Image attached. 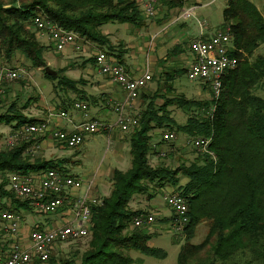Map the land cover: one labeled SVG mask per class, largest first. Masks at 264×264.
Segmentation results:
<instances>
[{
	"label": "trees",
	"instance_id": "trees-1",
	"mask_svg": "<svg viewBox=\"0 0 264 264\" xmlns=\"http://www.w3.org/2000/svg\"><path fill=\"white\" fill-rule=\"evenodd\" d=\"M26 1L0 0V52L7 61L20 53L36 69L46 66L45 47L31 29L37 16L92 43L108 45L109 54L122 65L123 48L113 53L116 49L99 29L109 23L141 22L138 0ZM222 15L223 24L231 29L233 55L239 62L222 77L219 96L211 101L163 96L159 105L156 97L149 100L136 116L137 126L129 131L130 168L112 171L109 195L102 198L101 205L91 207L87 248L81 253L75 251L70 258H56L51 252L45 262L34 259L30 264H130L132 259L124 253L131 249L146 256H164L161 249L148 245L150 233L129 230L134 217L144 214L131 210L129 203L135 195H148L150 188L165 186L183 196L188 207L186 240L179 248L176 264H264V96L256 93L264 88V56L247 59L264 43V17L249 0H228ZM43 73L45 78L81 95L77 87L84 85L83 80H71L63 70L58 71L60 77ZM85 99L91 101V97ZM174 105L198 113L178 125L168 109ZM24 108L16 103L5 111L0 108V126L5 124L16 131L40 122L24 115ZM162 128L209 139L212 155L196 149V157L175 167L150 165L153 149L158 146L152 142L151 132ZM39 137L33 135L0 150L1 214L33 211L27 201L6 189L11 174L64 169L65 159L32 156L30 147L38 143ZM181 177L186 179L184 184L179 183ZM4 199L9 201L6 206L1 203ZM204 219L210 222L207 235L199 244L190 243L193 229Z\"/></svg>",
	"mask_w": 264,
	"mask_h": 264
},
{
	"label": "rangeland",
	"instance_id": "rangeland-1",
	"mask_svg": "<svg viewBox=\"0 0 264 264\" xmlns=\"http://www.w3.org/2000/svg\"><path fill=\"white\" fill-rule=\"evenodd\" d=\"M1 1L5 3L6 0H1ZM28 1L31 0H27L26 2ZM146 1L147 0H144V2L142 3L141 13L143 12V14L147 17L154 16L156 10L155 9L156 0H154L153 8H152L153 13L151 15L148 14L147 11L145 10L144 5ZM195 1L196 0H188V2L191 4L188 5V7L193 6L194 5L193 2ZM249 1L256 6L257 10L264 17V0H249ZM196 2L199 3L198 6H202L196 11V16L195 13H193L195 7L183 11V13H181L180 15L181 18L183 19L190 18L189 20H186V23L191 27L192 35H194L193 32L198 30V26H200V29L204 27V31L206 34L213 35L216 32H223L225 30L224 28L226 27L229 28L231 33V29L229 25L223 24V15H222V11L226 7L228 0H199ZM186 11H190V16L188 17L185 16ZM192 16L193 18H191ZM115 24L117 26L120 25L117 23ZM112 25L114 24L111 23L105 24L99 30L100 32H102L105 29H111L110 36L113 37L115 43L112 46L117 50V51L114 50L113 53H117L118 49L121 48H123L124 51L125 50L124 48L127 46L125 44V40L127 37L130 38L131 36V34H128V29L130 28L126 29L124 27H120L116 29ZM31 29L32 31L35 32V37L39 41V43L45 47V50L43 52V58L45 60L46 66L44 67V69L43 68L36 69L32 67L30 62L20 53H16L9 61H7L3 59L0 52V66L22 69V71L24 72L18 80H15L11 83H3L2 85H0L1 110L5 111L11 103H16L19 108L25 105L26 108L22 110V113L29 118L40 117L41 115L47 117V115L50 112L57 114L58 112L60 113V111L62 110L69 111L73 108V105L75 103H80V102L82 103L85 102L84 104L88 105L87 110H91V107L93 106L91 101L82 99L79 93L75 92L74 90L68 87H64L62 85L59 86L56 80H50L48 78H45L44 76L43 70L45 71V68L55 71L58 75L57 77H60L61 75L58 74V71L60 69L54 63H50L49 61L48 62L50 64L47 63L46 60H50V58L48 55L45 56L44 54L47 51L48 46H46L45 41L44 42L41 41V37L42 36L47 37L48 41H50L49 45H51V47L50 46L49 47L54 49V51L56 50L55 51L56 53L58 51L59 52L63 51L66 46H64L61 50H58L56 49L53 41H51L47 35L39 33L32 26ZM110 40L112 41V39ZM93 44H95L97 49L100 50L99 52L101 51H103V53L110 52L108 49V45L103 46L97 43H93ZM119 44H121V46H118ZM231 45L234 48L232 43V36H231ZM76 49H79L78 46H76ZM188 49H189V45H188ZM132 54L138 58V63L141 71L145 69H150L152 72H156L155 73L156 77H151L149 74H147L150 76V80L147 81L146 84L150 83L149 86L152 89L148 90L149 92L145 94L141 104L142 109L145 108L148 101L152 100V98L154 99V97H156L155 102L158 105L162 103L161 98H164L163 96H166L168 98L183 97L185 99L193 100V101H211L215 99L209 85L199 81H191L187 78L186 71L190 65L188 66V68H185L186 70L185 69L180 70V72L175 76L176 79L175 82L173 83L171 78L167 79L165 77V74L168 75L172 74L171 71H168V73H161L160 76L157 77L158 76L157 67L156 66H154L155 68L152 67V64L149 62L148 58H145L144 55L141 56L138 53L132 52ZM231 54H233V52H231ZM172 56L173 55H170L168 52L166 58L171 59ZM256 56H264V43L261 44L256 50H254L252 56L248 57L247 59L252 61ZM85 58L86 57L83 56V59ZM76 59L77 58H74V60ZM236 59L238 60L237 57ZM86 60L87 59L79 62L72 61L67 66L66 69L67 70L72 69L73 71L66 72V74H68L70 78L73 76L76 79L75 81L79 80L80 76H77L79 75L77 73L80 72V69L86 63L85 62ZM122 61H123V66L125 67L124 65L125 58L122 59ZM94 64H95V59H94ZM99 74L103 75L101 73ZM103 76L107 77L105 75ZM221 85H222V79H221ZM173 86L175 87L172 90L173 92L169 93L168 92L169 88ZM84 87L86 86L79 85L77 89L83 90ZM166 90L168 93L163 94L164 91ZM256 93L258 95L264 96V88L258 89ZM137 98L138 101H141L142 97L140 93L138 94ZM124 102L125 101L123 100L122 103H120L119 105L124 104ZM130 104L124 105V109L127 106H130ZM168 109L171 112L172 118L178 125H184L186 123L187 118L191 114L198 113V111H195L193 108L185 111L184 109L179 108V106L176 105L171 106ZM140 111L141 110H138L137 114H139ZM130 114L136 115V113L133 114L132 112ZM202 114H205V112ZM6 126L7 125L5 124L1 125L0 130L2 131L3 129L6 128ZM5 131H7L6 132L7 135L5 134V132L2 133L0 132V136H1L0 150H5L9 147L7 145V140L14 133V131L12 130H5ZM129 131L123 132L115 128L112 132H110V134L107 133L108 131L107 132L100 131L99 133L93 135L88 134L85 135L82 144H80L75 148H64V146H62L63 147L62 148L61 144H59L53 139L55 144V149H53L52 152L46 153L45 156L46 158H49V160H55V161L60 160L62 158L66 159L65 161L67 162L66 164H64L66 171L65 170L64 171L67 172L69 175L73 176L74 178H79L81 180H87L88 178L93 177L95 178L94 182L96 183L98 180H100V176L98 177V174L101 171L103 175L101 177L105 181L106 185L103 187L101 186L102 183L97 184L98 193H96L95 198L102 201V198L104 197L103 196L104 193L106 194V196L110 193L111 190L110 177L112 171L120 170L124 172L127 171L131 166V162H130L131 157L129 153L130 150ZM166 132L167 130L164 128L160 130L155 129L154 131L151 132L153 138L152 142L158 144V146H156V148L154 147L153 149L152 156L150 157V165L156 166L159 163H164L167 165H171L172 167H175L181 162L191 161L192 158L196 157V153H199V151L192 148L189 143V139L192 137H188L187 135L177 132L175 130L173 131L175 134V138L172 141L161 142V139H163L162 134ZM34 156L40 157L38 155H34ZM185 181L186 179L181 177L179 183L184 184ZM82 188L85 189V186H83ZM6 189L9 190L8 187H6ZM171 191H174V189L171 186H165L162 189H155L153 187L150 188L149 190V194H150V195L148 194L149 196L147 194L135 195L133 199L130 201L129 208L131 210L152 215L154 218V222L150 226H143L140 228H134L131 223L129 225V230L132 231L135 229H139V230H144V232L146 233H150L152 237L148 245L154 248L161 249V251L164 253V256L162 257H154V256H146L137 250L131 249L125 251L124 253L125 255H127L129 258L132 259V262L130 264H176L179 248L182 244L185 243L186 234L184 231L180 232V234L175 232L171 226L172 212L169 210L165 201L163 200V197L167 194V192H171ZM1 203H4L6 206L9 204V201L8 199H4L3 201H1ZM0 207H2L1 204ZM17 215L20 217V220L21 218L23 217L25 218L26 216H28L26 218L46 216L30 210L29 211L21 210ZM209 224H210L209 220H205V219L201 220L199 224H197L193 229V233L189 242L192 244L201 243L208 233L210 226ZM31 230L34 229L31 228ZM89 234L87 235L86 238H83L78 241L57 244L54 247L51 255L56 258H66V257L70 258L75 251H79V253H81L87 248L86 243ZM4 235H6V233H4ZM5 239H9V236L7 237L6 235Z\"/></svg>",
	"mask_w": 264,
	"mask_h": 264
},
{
	"label": "built area",
	"instance_id": "built-area-1",
	"mask_svg": "<svg viewBox=\"0 0 264 264\" xmlns=\"http://www.w3.org/2000/svg\"><path fill=\"white\" fill-rule=\"evenodd\" d=\"M153 3L154 0H147L144 5L145 10L150 15L153 13ZM185 16H190V11H186ZM33 26L39 33L47 35L58 50L74 43L79 37L43 16L35 17ZM224 29L223 32H216L208 39L200 38L191 41L189 44L193 60L186 71L187 78L209 85L215 99L221 91L222 77L227 72L234 70L238 64L236 57L231 54L234 48L231 45L230 30L227 27ZM79 39L81 38L79 37ZM94 59L99 73L107 76L125 93L124 104H118L115 107L117 117L114 126L119 127L123 132H127L137 126L138 120L136 117L124 113V105L137 99L140 89L150 80V76L147 74L131 76L122 64L103 52L96 53ZM23 73L22 69L0 66V85L18 80ZM73 107L84 112L86 116V104L75 103ZM58 115L60 118L70 121L67 112L61 111ZM114 126L98 120H90L74 126L72 132H65L58 128H51L46 121H41L14 131L13 135L8 138L7 145L12 146L21 139L28 140L29 137L31 139L33 135L49 134L59 144L67 148H75L82 144L85 135L110 131ZM162 138L164 141H172L175 134L167 131L162 134ZM189 143L192 148L212 155L208 150L209 139L190 138ZM37 148L36 144L31 146V153L37 151ZM82 186L83 181L81 179L74 178L60 169H48L29 175L11 174L8 183L9 190L16 198L27 201L33 211L42 215L55 214L66 203H69L71 204V216L69 222L57 228L32 230L29 235L28 247H22L14 242L9 252L5 253L0 249V264H30L34 259L45 262L57 244L86 238L91 223V207L101 205V201L91 197L87 192L76 195L75 191L81 190ZM163 200L173 214L171 226L175 232L180 234L188 223L186 200L175 191L167 192ZM1 217L6 222V228L10 234L16 235L20 217L11 212H3ZM153 222L152 215L140 214L134 217L132 226L134 228L150 226Z\"/></svg>",
	"mask_w": 264,
	"mask_h": 264
},
{
	"label": "crops",
	"instance_id": "crops-1",
	"mask_svg": "<svg viewBox=\"0 0 264 264\" xmlns=\"http://www.w3.org/2000/svg\"><path fill=\"white\" fill-rule=\"evenodd\" d=\"M138 1L139 10L141 12L142 3L144 0ZM196 1L193 2V6L188 7V5H191L188 0H156L155 15L147 17L142 12L140 24H120L119 26L116 24L112 25L116 29L120 27H124L126 29L130 28L128 29V34H131V36L130 38L127 37L125 40V44L127 46L124 48L125 53H122V55L123 59L125 58L124 65L131 76L149 74L151 77H156V72H152L150 69L141 71L138 58L135 57L132 52L138 53L141 56L144 55L145 58H148L149 62L152 64V67H157V77H159L161 73H168V71H171L172 74H165V77L167 79L171 78L173 83L176 79L175 76L180 72V70L188 68L193 58L188 49L189 43L200 38L208 39L212 35L206 34L204 27L200 29V26H198V30L193 32L194 35H192V29L186 23V20H189L190 18L183 19L180 16L183 11L194 7L193 13H195L196 16V11L202 7L198 6L199 3ZM191 18H193V16ZM110 32L111 29H105L101 33L107 38L109 45H114V39L112 36H110ZM110 39H112V41ZM41 41H45L46 46H48L47 51L44 54L45 56L48 55L50 58V60H46L47 63H54L60 70H63L64 75L71 80L76 79L73 76L70 78L68 74H66V72L73 71L72 69L67 70V66L72 61L79 62L87 59L84 66H82L80 69V72L77 73L79 74L77 76H80L79 79L83 80L84 86H86L82 90L81 95H79L82 99L91 97V103L93 106L91 107V110H87L86 116L84 112L77 110L74 107L69 111L62 110L67 112L70 121L60 118L58 115L59 112L57 114L50 112L47 117L41 115L40 117L34 118L39 121H46L49 124V127L58 128L65 132H72L74 131V126L92 119L114 126L117 117L115 107L116 105L122 103L125 98V93L118 85L113 83L107 77H104L98 73L94 64V55L100 50L97 49L95 44L85 41L84 39H77L74 41V43L67 45L63 51H58L56 53V50L54 51V49L50 48V41H48L46 36H42ZM76 46H78L79 49H76ZM168 52L170 55H173L171 59L166 58ZM105 53L114 58V56H111V54L108 52ZM83 56L86 58L83 59ZM74 58L77 59L74 60ZM149 85L150 83H147L146 86L140 90L139 93L142 97L141 101H138L137 98L135 101L131 102L130 106H127L124 109V113L126 115L135 117L138 115V110H144V108L142 109L141 104L145 94L149 92L148 90L152 89ZM174 88V86L169 88L168 92H173L172 90ZM168 92L166 90L163 94ZM131 112L133 114L136 113V115H131ZM115 128L119 129V127L114 126L112 130L106 132L110 134V132H112ZM5 130H11L10 126H6V128L2 131L0 130V132H5L7 135V131ZM36 145L38 146L37 151H35L32 156L38 155L42 159L49 160V158H46L45 154L52 152V150L55 149V144L52 137L49 134L41 135ZM63 168V170L66 171L65 166ZM99 176L100 180H98L96 183L94 182L95 178L93 177L88 178L87 180H82L85 189L81 188V190L75 191V194L82 195L87 192L88 195L95 198L96 193H98L97 184L102 183L101 186L103 187L106 185L105 181L101 177L103 176L101 171L98 174V177ZM103 196L105 197L106 194L104 193ZM46 216H37L33 218H26L28 217L26 216L25 218H21L17 234L10 235V232L6 228V222L3 221L0 212V249L7 253L14 242H17L22 247H28L29 235L32 231L31 228L49 230L69 222L71 216V204L66 203L64 207L59 209L55 214ZM4 233H6L7 237L9 236V239H5L6 235H4Z\"/></svg>",
	"mask_w": 264,
	"mask_h": 264
},
{
	"label": "water",
	"instance_id": "water-1",
	"mask_svg": "<svg viewBox=\"0 0 264 264\" xmlns=\"http://www.w3.org/2000/svg\"><path fill=\"white\" fill-rule=\"evenodd\" d=\"M45 73H46L47 75L51 76V77H57V76H58L57 73H56L55 71L50 70V69H48V68H45Z\"/></svg>",
	"mask_w": 264,
	"mask_h": 264
},
{
	"label": "bare ground",
	"instance_id": "bare-ground-1",
	"mask_svg": "<svg viewBox=\"0 0 264 264\" xmlns=\"http://www.w3.org/2000/svg\"><path fill=\"white\" fill-rule=\"evenodd\" d=\"M172 217H173V214H172ZM172 219H173V218H172ZM172 219H171V220H172ZM142 227H143V226H142Z\"/></svg>",
	"mask_w": 264,
	"mask_h": 264
}]
</instances>
